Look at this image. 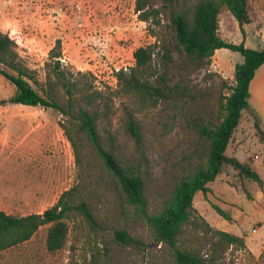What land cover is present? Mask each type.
Segmentation results:
<instances>
[{"label": "rangeland", "instance_id": "rangeland-1", "mask_svg": "<svg viewBox=\"0 0 264 264\" xmlns=\"http://www.w3.org/2000/svg\"><path fill=\"white\" fill-rule=\"evenodd\" d=\"M149 1L160 7V24L152 31L147 21L137 17L134 0H0V29L14 40L22 61L39 81L44 76L47 51L59 38L61 64L74 73L86 72L78 78L99 88L100 98L109 105L107 115H99L97 120L101 143L122 163L139 168L148 204L157 208L184 168L205 157L207 141L199 134L198 125L216 120L218 98L228 91L233 65L242 56L227 47L215 48L208 62L187 56L174 41L167 7L161 0ZM193 2L177 0L175 6L190 7ZM248 4L250 21L240 26L222 8L217 16L218 32L226 40H243L244 45L258 48L264 46V0H248ZM153 41L152 79L159 84V75L164 73L167 87L162 96L142 101L115 91V71L133 63L136 46ZM162 45L169 48L168 59L162 56ZM13 91L14 85L0 73L2 162L9 157L7 165L0 163V190L7 188L0 191V208L18 214L42 211L78 181L81 169L91 175L96 206L91 209V223L75 207L66 211L67 230L60 248H46V223L27 240L0 250V264H90L92 256L104 259L101 264H148L153 258L164 257L160 242L134 216L131 206L118 198L113 176L79 129L75 114L12 102ZM249 93L251 109L241 110L225 153L246 161L264 181V140L260 138V134L264 136V61L249 81ZM59 101H64L62 92ZM127 112L137 124V144L125 127ZM67 134L80 152L82 165L75 159ZM20 176L25 177L24 183ZM238 183L235 170L224 165L207 183L206 192H195L192 204L196 214L212 227L242 237V246L227 249L225 264H264V184L246 179V193ZM212 203L223 208L229 218L218 214ZM118 228L141 243H115L113 230ZM193 241L202 249L206 245L205 237Z\"/></svg>", "mask_w": 264, "mask_h": 264}, {"label": "trees", "instance_id": "trees-1", "mask_svg": "<svg viewBox=\"0 0 264 264\" xmlns=\"http://www.w3.org/2000/svg\"><path fill=\"white\" fill-rule=\"evenodd\" d=\"M161 1L168 9L167 20L174 32V41L187 56L208 62L215 48L227 47L238 51L242 59L233 65V82L228 86V91L218 98L216 120L198 125L199 134L207 141L205 157L193 166L184 168L183 174L157 208L148 204L139 168L122 163L112 150L101 143L97 120L107 115L109 105L100 98L102 93L99 88L78 78V75L86 72L77 70L74 73L61 64L59 38H55L47 51L44 76L39 81L34 71L22 61L14 40L0 29V73L14 85L10 96L12 102L49 106L63 114H75L79 129L93 145L104 168L113 176L118 198L131 206L134 216L144 222L151 237L160 242L166 252L160 260L153 258L148 264H225L227 249L242 246L243 239L235 233L212 227L196 214L192 198L195 191L204 193L209 189L207 183L222 172L224 165L235 170L238 184L244 192L248 193L244 188L246 179L262 184L259 174L246 161L225 153V148L239 122L241 110L249 108V81L255 69L264 61V46L251 48L244 45L243 40H225L217 32V16L222 8L230 12L239 26L250 21L248 0H194L190 7L180 9L175 6L177 0ZM133 7L137 17L147 21L150 31L160 24L159 6H154L149 0H134ZM155 47L156 41H153L132 50L133 63L125 69L118 68L114 73L115 91L142 101L162 96L167 87L164 73L159 75V84H154L152 79L155 74ZM162 47V56L168 59L169 48L166 45ZM61 92L64 96L62 102L59 101ZM100 105L101 108L98 107ZM125 127L137 144L139 132L131 113L127 115ZM67 137L72 142L75 159L82 165L76 144L70 135L67 134ZM260 138L264 140L262 134ZM91 184V175L81 169L78 181L62 190L56 201L42 211L14 214L0 210V250L27 240L40 225L46 223V248L51 251L60 248L67 230L64 221L66 211L75 207L85 220L93 222L91 209L96 206V196ZM212 207L224 218H229V214L217 204L212 203ZM199 237H205L203 249L193 243V240L199 241ZM112 239L117 244L141 243L122 228L113 230ZM91 260L94 264L104 263L99 256H92L90 264Z\"/></svg>", "mask_w": 264, "mask_h": 264}, {"label": "crops", "instance_id": "crops-1", "mask_svg": "<svg viewBox=\"0 0 264 264\" xmlns=\"http://www.w3.org/2000/svg\"><path fill=\"white\" fill-rule=\"evenodd\" d=\"M217 32H218V27H217ZM218 34L222 37V33H219L218 32ZM223 38V37H222ZM226 40V39H225ZM1 151H0V163L1 164H3V165H7V162L5 161V160H7L9 157H6L5 158V160H3V162H2V155H1ZM256 156H257V154H256ZM253 157V156H252ZM255 158V157H254ZM22 159L23 158H21V160H20V162H19V166L22 168L23 167V165H24V161L22 162ZM251 167V166H250ZM252 168V167H251ZM255 170V169H254ZM256 171V170H255ZM257 172V171H256ZM261 178V177H260ZM21 182L23 181V183L25 182V177L23 178V176H20L19 178H18ZM262 179V178H261ZM263 184H264V181H263V179H262V186H263ZM64 190V189H63ZM0 191H3V192H6L7 191V188L6 187H4V189H2V190H0ZM197 191H199V190H197ZM196 192V191H195ZM263 193H264V190H263ZM195 194V193H194ZM194 196V195H193ZM193 199V198H192ZM56 201V200H55ZM0 210H4V209H1L0 208ZM5 212H8V211H6V210H4ZM29 212H40V211H29ZM10 213H13V212H10ZM25 213H28V212H25ZM25 213H20V214H25ZM14 214H18V213H14Z\"/></svg>", "mask_w": 264, "mask_h": 264}, {"label": "built area", "instance_id": "built-area-1", "mask_svg": "<svg viewBox=\"0 0 264 264\" xmlns=\"http://www.w3.org/2000/svg\"><path fill=\"white\" fill-rule=\"evenodd\" d=\"M254 157H256V154H254Z\"/></svg>", "mask_w": 264, "mask_h": 264}]
</instances>
